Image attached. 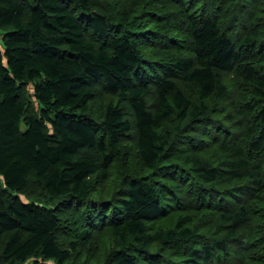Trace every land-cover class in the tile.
I'll return each mask as SVG.
<instances>
[{"label":"trees","instance_id":"1","mask_svg":"<svg viewBox=\"0 0 264 264\" xmlns=\"http://www.w3.org/2000/svg\"><path fill=\"white\" fill-rule=\"evenodd\" d=\"M0 32V264H264V0H0Z\"/></svg>","mask_w":264,"mask_h":264},{"label":"rangeland","instance_id":"2","mask_svg":"<svg viewBox=\"0 0 264 264\" xmlns=\"http://www.w3.org/2000/svg\"><path fill=\"white\" fill-rule=\"evenodd\" d=\"M0 34H1V32H0ZM0 193L1 194L4 193L1 187H0ZM31 195H33V194H31ZM33 196H38V193L35 192ZM21 199L24 201L25 200V196L21 197Z\"/></svg>","mask_w":264,"mask_h":264},{"label":"crops","instance_id":"3","mask_svg":"<svg viewBox=\"0 0 264 264\" xmlns=\"http://www.w3.org/2000/svg\"><path fill=\"white\" fill-rule=\"evenodd\" d=\"M1 34H2V33H1ZM1 34H0V35H1ZM1 38H2V37L0 36V43H1Z\"/></svg>","mask_w":264,"mask_h":264}]
</instances>
